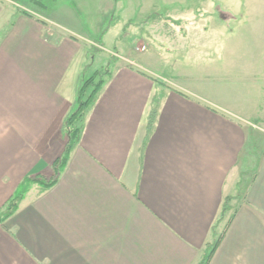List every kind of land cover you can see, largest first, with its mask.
<instances>
[{
	"label": "crops",
	"instance_id": "obj_1",
	"mask_svg": "<svg viewBox=\"0 0 264 264\" xmlns=\"http://www.w3.org/2000/svg\"><path fill=\"white\" fill-rule=\"evenodd\" d=\"M21 1L0 0V264H200L222 232L209 264H264L262 0L200 52L217 73L194 89L118 65L68 153L89 39Z\"/></svg>",
	"mask_w": 264,
	"mask_h": 264
},
{
	"label": "rangeland",
	"instance_id": "obj_2",
	"mask_svg": "<svg viewBox=\"0 0 264 264\" xmlns=\"http://www.w3.org/2000/svg\"><path fill=\"white\" fill-rule=\"evenodd\" d=\"M23 1L32 9L36 6L30 0H22L21 3ZM37 1L41 4V12L59 18L66 16V23L74 24L83 38L89 39L86 42L87 58H84L87 65L83 71L84 80L81 81L83 83L94 78L87 96L94 85L107 80L118 65L136 67L138 63L135 60L162 75L161 79L168 78L176 85L186 83L190 84L187 87L194 89L200 86L195 85L197 81L205 84L208 76L217 73V68L209 58H202L200 52H207L216 39L218 43L221 40L225 43V35L221 39L216 34L221 29L235 28V14L242 12L240 0H233L230 4H226V0ZM75 2L79 12L73 10V15H70L61 10L62 7L74 9ZM261 4L254 5L255 10H259L258 7L264 9V0ZM234 37L240 38L237 32ZM249 44L252 45L251 40ZM132 52L137 57L130 60L128 56ZM250 59L248 66L245 65L249 74L253 67ZM80 127L81 123L77 122L74 131ZM251 138L258 151V141L262 143L264 140V126L255 128ZM250 174L251 170L246 178ZM16 203L14 197L8 209L16 206ZM231 214V211L228 212L226 218Z\"/></svg>",
	"mask_w": 264,
	"mask_h": 264
},
{
	"label": "trees",
	"instance_id": "obj_3",
	"mask_svg": "<svg viewBox=\"0 0 264 264\" xmlns=\"http://www.w3.org/2000/svg\"><path fill=\"white\" fill-rule=\"evenodd\" d=\"M93 79L94 78H90V79L84 81L83 83H81V86L79 88L78 107L66 119V123H65L66 126L65 127L67 129V133H68V135L70 137V142H71L69 144V147L67 148V153L70 150H72V148L75 146V144H77L79 142V136H80V134L82 132L84 119H85V116H86V114L88 112V109L96 101V98H97L98 94L100 93L101 88L103 87L104 82H105V80H103V81L99 82L97 85H94V88H92L93 90L87 96L86 92L92 86V80ZM85 97H86V99H85ZM155 117H156V111H153V113L151 115V121H150L151 124L155 120ZM77 122L81 123V127H80V129L74 131ZM66 158L67 157L65 155L63 160L66 159ZM54 183L55 182H52V183L46 185V189L51 187V186H53ZM15 197H16V201L19 202L22 199V194L19 193ZM230 201H231L230 198L225 201V204H224L223 209H222L221 219H223L226 216L227 211H228V207H229L228 205H229ZM10 206H12V205H10ZM15 210H16V206H14L12 209L9 208V214L13 213ZM233 216H231L229 218V220L227 221V223L225 224L224 231H226V229L228 228V226L232 222ZM223 234H224V232L219 234L217 236L216 241L208 246L207 253L203 257V259H202L200 264H209L210 263L213 255H214V253H215V251H216V249H217V247H218V245L220 243V240L222 239Z\"/></svg>",
	"mask_w": 264,
	"mask_h": 264
}]
</instances>
